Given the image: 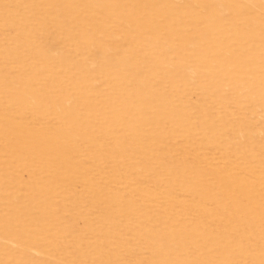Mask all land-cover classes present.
<instances>
[{
  "label": "rangeland",
  "instance_id": "rangeland-1",
  "mask_svg": "<svg viewBox=\"0 0 264 264\" xmlns=\"http://www.w3.org/2000/svg\"><path fill=\"white\" fill-rule=\"evenodd\" d=\"M0 264H264V0H0Z\"/></svg>",
  "mask_w": 264,
  "mask_h": 264
}]
</instances>
